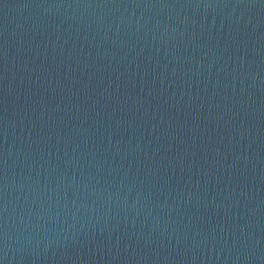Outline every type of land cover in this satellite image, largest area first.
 I'll use <instances>...</instances> for the list:
<instances>
[{
	"label": "water",
	"instance_id": "95a60500",
	"mask_svg": "<svg viewBox=\"0 0 264 264\" xmlns=\"http://www.w3.org/2000/svg\"><path fill=\"white\" fill-rule=\"evenodd\" d=\"M0 264H264V0H0Z\"/></svg>",
	"mask_w": 264,
	"mask_h": 264
}]
</instances>
